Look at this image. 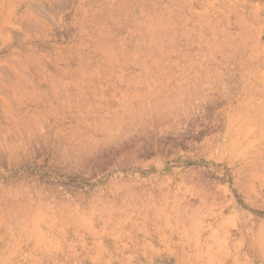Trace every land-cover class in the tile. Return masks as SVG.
<instances>
[{
	"label": "rangeland",
	"instance_id": "obj_1",
	"mask_svg": "<svg viewBox=\"0 0 264 264\" xmlns=\"http://www.w3.org/2000/svg\"><path fill=\"white\" fill-rule=\"evenodd\" d=\"M263 179L264 0H0V264H264Z\"/></svg>",
	"mask_w": 264,
	"mask_h": 264
},
{
	"label": "bare ground",
	"instance_id": "obj_2",
	"mask_svg": "<svg viewBox=\"0 0 264 264\" xmlns=\"http://www.w3.org/2000/svg\"><path fill=\"white\" fill-rule=\"evenodd\" d=\"M18 132V131H17ZM29 135V134H28ZM250 152V151H249ZM254 163V162H253ZM250 165V164H249ZM240 171V170H239ZM251 171V170H250ZM241 173V172H240ZM259 173V172H258ZM241 178V177H240ZM245 180V179H244ZM264 180V179H263ZM248 181V180H247ZM248 185V184H247ZM246 185V186H247ZM262 188V187H261ZM250 191V190H249ZM44 218V217H43ZM44 221V220H43ZM30 222V221H29ZM48 225V224H47ZM30 234V233H29Z\"/></svg>",
	"mask_w": 264,
	"mask_h": 264
}]
</instances>
